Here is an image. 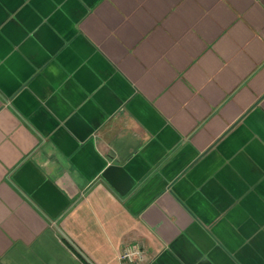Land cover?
<instances>
[{
  "label": "crops",
  "instance_id": "crops-1",
  "mask_svg": "<svg viewBox=\"0 0 264 264\" xmlns=\"http://www.w3.org/2000/svg\"><path fill=\"white\" fill-rule=\"evenodd\" d=\"M264 264V0H0V264Z\"/></svg>",
  "mask_w": 264,
  "mask_h": 264
},
{
  "label": "built area",
  "instance_id": "built-area-1",
  "mask_svg": "<svg viewBox=\"0 0 264 264\" xmlns=\"http://www.w3.org/2000/svg\"><path fill=\"white\" fill-rule=\"evenodd\" d=\"M122 260L129 264H139L144 259V247L139 243H129L121 253Z\"/></svg>",
  "mask_w": 264,
  "mask_h": 264
}]
</instances>
